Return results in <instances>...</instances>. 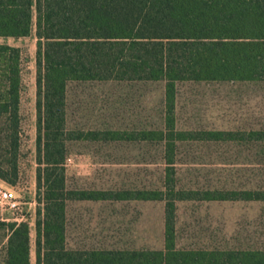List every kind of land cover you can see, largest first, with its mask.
<instances>
[{"label": "trees", "instance_id": "16d2710c", "mask_svg": "<svg viewBox=\"0 0 264 264\" xmlns=\"http://www.w3.org/2000/svg\"><path fill=\"white\" fill-rule=\"evenodd\" d=\"M35 50V264H264V249H184L175 246L176 142L194 137L175 128L177 83L264 82V0H0V38L27 36ZM23 57L0 41V178L12 182L24 135ZM163 81L164 141L161 188L136 199L164 201L162 249H80L66 245L65 207L73 200L124 199L119 192L66 186V127L70 81ZM210 139L237 134L264 150V129L206 131ZM204 137V136H203ZM144 139V137L142 138ZM264 167V160L255 161ZM205 200L264 201V183L248 189H206ZM1 264H30L27 221H0Z\"/></svg>", "mask_w": 264, "mask_h": 264}, {"label": "rangeland", "instance_id": "374dc122", "mask_svg": "<svg viewBox=\"0 0 264 264\" xmlns=\"http://www.w3.org/2000/svg\"><path fill=\"white\" fill-rule=\"evenodd\" d=\"M23 57L21 100L24 135L18 174L0 186L15 190L29 224L30 264H35V50L27 36L0 38ZM163 81H70L66 85V127L81 137L67 142L66 186L119 192L124 199L73 200L65 207L66 245L80 249H162L164 201L136 199L139 189L161 188L164 141ZM175 128L194 137L176 142L177 186L191 191L176 201L175 246L184 249H264V201L205 200L206 189H248L264 183V150L244 139H210L206 131L264 129V82L177 83ZM204 136V137H203ZM144 137V139H142ZM0 221H14L0 211ZM0 231V236H1ZM1 264V256H0Z\"/></svg>", "mask_w": 264, "mask_h": 264}, {"label": "built area", "instance_id": "2783aa9c", "mask_svg": "<svg viewBox=\"0 0 264 264\" xmlns=\"http://www.w3.org/2000/svg\"><path fill=\"white\" fill-rule=\"evenodd\" d=\"M5 210L13 215L14 221H24L26 212L23 210V204L11 188L0 186V211Z\"/></svg>", "mask_w": 264, "mask_h": 264}]
</instances>
